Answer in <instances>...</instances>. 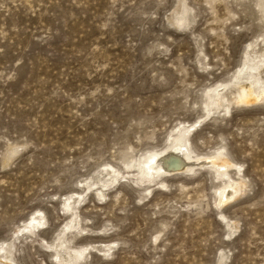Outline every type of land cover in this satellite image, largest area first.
Segmentation results:
<instances>
[{"label":"rangeland","instance_id":"1","mask_svg":"<svg viewBox=\"0 0 264 264\" xmlns=\"http://www.w3.org/2000/svg\"><path fill=\"white\" fill-rule=\"evenodd\" d=\"M247 54L264 0H0V264H264V104L208 95ZM188 126L227 176L142 179Z\"/></svg>","mask_w":264,"mask_h":264},{"label":"bare ground","instance_id":"2","mask_svg":"<svg viewBox=\"0 0 264 264\" xmlns=\"http://www.w3.org/2000/svg\"><path fill=\"white\" fill-rule=\"evenodd\" d=\"M246 56L247 58H245L246 59L245 63L244 65L242 64L243 66L239 68L238 76H236L235 82L230 85L231 86L230 88H228L229 86L227 84L220 86L219 88L209 92L208 94L210 100L209 105L211 104V105H216L217 108L229 109L230 108L229 106L232 103L244 104V105L264 104V76L262 75V73L264 72V70L262 69L264 68V55L256 56L254 58L248 54ZM252 63H254V66H251ZM228 92H230V95L234 97L233 98L229 97ZM210 115H211V111H208V116ZM191 126L183 127V129L178 132V137L176 139L177 143L173 147L167 150H163L159 153L154 152L155 154L153 157L149 156L148 164L145 163L147 164V166H140V172L142 174L141 176H143L142 179L147 178L149 180H152L156 177H159L162 174L168 175L171 172H180V171H189V170L193 171L194 168H197L199 166H203L205 168L206 167L212 168L219 173L220 171H223V175L227 176V169L231 166H229V164L227 163L228 161L221 158V156L218 157L214 155L211 157L201 158L192 155V151L188 147V143H189L188 138L192 130L190 129ZM175 142H173V144ZM140 163L141 162H139V164ZM111 169H112L111 171L113 173V177L117 178L119 172L113 169L112 167ZM234 182L235 181L229 183L226 189L220 193L219 205L221 206L225 205L227 202L233 199V197L240 191L239 189L240 186L238 188L235 187V185L237 186V183ZM69 207L72 208L71 205H69ZM29 221L30 219L23 226L25 227L24 232L30 231L28 230L29 228H35L37 225L40 226L42 222V220L37 217L32 218V221L29 224H27ZM3 246L4 244L0 245V253L4 252L5 254L6 252ZM52 247L53 249H55L53 251H56L58 255V261L60 264H75L71 260L73 258L72 257L73 254H71L66 247H63L62 244L60 243L56 245L54 244ZM89 250H90L89 247H87L85 248V250L78 253V258L84 257L86 254H90L91 250L90 251ZM3 257L5 256L2 255L0 260H2ZM76 261H77V256H76ZM7 262L8 261H6L5 263Z\"/></svg>","mask_w":264,"mask_h":264}]
</instances>
